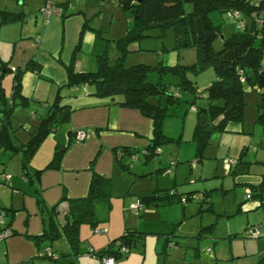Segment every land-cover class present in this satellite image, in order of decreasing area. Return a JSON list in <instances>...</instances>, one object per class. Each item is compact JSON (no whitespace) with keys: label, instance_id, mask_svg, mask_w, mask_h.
<instances>
[{"label":"rangeland","instance_id":"obj_1","mask_svg":"<svg viewBox=\"0 0 264 264\" xmlns=\"http://www.w3.org/2000/svg\"><path fill=\"white\" fill-rule=\"evenodd\" d=\"M4 1L8 3V10H23V21L17 25L21 24L24 36L36 31L40 19L36 25L35 15L40 17L46 0H0V3ZM103 6L105 8L101 12L94 11L96 13L93 12L90 18L106 35L103 51L113 63L122 53L117 40L133 27V21L128 18V12L115 3L106 2ZM186 8L188 10L190 5ZM228 11L210 13L211 22L219 26L212 38L215 50L221 49L223 40L239 30L237 19ZM15 30L16 36L20 37L21 28ZM158 34H162V37L159 38ZM124 55L126 66L138 63L156 66L160 61L169 65L178 61L187 67L197 61V48L188 46L176 49L173 28L167 27L162 32L158 29L146 32L138 40L128 43ZM186 76L194 83L198 96L185 91L178 101L170 102L167 89L178 84L179 77L170 71L148 73L146 80L149 83L157 84L162 89L165 87L160 96L149 98L150 102L165 108L166 112L161 130L168 139L157 145L155 154L145 156L142 152L137 153L135 158L128 160L129 170L122 169L115 158L108 161L104 156L103 160H98L101 151L94 162L89 161L93 168L100 163L107 170L106 177L111 184V208L108 212L103 206H98L100 221L95 229L111 227L112 233L117 234L116 238L127 228L149 232L143 245L137 242L126 256L116 259V264H256L264 253V237L260 227L259 237L245 234L252 224L264 220V188L261 203L254 208H245L248 202L246 185H258L264 181V121L258 120L259 114H264V107L259 91L245 86L242 122H231L224 130L213 132L202 156L198 157L197 144L193 139L197 112L193 106H209L205 88L216 75L211 66H206L196 72L187 70ZM10 78V74L1 77L7 96L10 95ZM34 111L35 108L19 105H13L11 109L12 125L8 132L11 141L8 140L0 150V172L5 168L4 173L10 174L13 179H27L22 172V153L16 150V146L27 142L38 124ZM41 112L44 114V110ZM61 131L49 134L41 142L29 162L31 166H41L50 160L56 142L63 135ZM78 143L75 140L71 144ZM11 181L0 187V198L3 200L7 197L6 191L16 192L9 186ZM13 185L24 188L17 182ZM170 188L182 198L189 195L190 199L185 203L177 200L165 205L145 206L139 213L131 207L141 194ZM28 190L31 192L32 188ZM201 195L205 196L203 200ZM28 199L31 201L33 197ZM27 213L30 218V213ZM81 228L82 261L93 264L96 256L89 254V244L95 247L107 234L94 233V227L86 223H82ZM166 244L169 245L168 249L163 252Z\"/></svg>","mask_w":264,"mask_h":264},{"label":"trees","instance_id":"obj_2","mask_svg":"<svg viewBox=\"0 0 264 264\" xmlns=\"http://www.w3.org/2000/svg\"><path fill=\"white\" fill-rule=\"evenodd\" d=\"M100 3L113 2L128 12V18H132L133 27L117 40V46L122 53L111 63L106 52L97 55V67L93 71H76L72 63L65 65L67 73L66 87L89 85L93 87V94L107 96L111 99L121 95L119 104L123 107L137 109L142 115L151 119L152 137L144 151H129L124 149L115 154L116 162L124 169L129 170V159L136 157L137 153L152 156L157 152V145L164 142L168 137L164 136L161 127L166 116L165 108L149 101L152 96H160L163 93L157 84L149 83L146 79L148 73L155 71L159 74L170 71L180 79L171 89H167L168 100L176 102L183 92L188 91L198 96L194 83L186 76V71L196 72L206 66H211L215 72V79L205 88L209 106L199 108L193 106L197 112V122L194 128L193 139L197 144V156L201 157L206 144L213 132L224 130L229 122H242L244 116L243 93L245 86L259 91L264 107V0H98ZM190 5L187 10L186 6ZM239 10L245 20L244 25L223 40V47L215 50L212 46V38L218 32L219 26L210 20L212 11ZM137 15L135 16V12ZM22 11L0 9V22L12 23L23 20ZM167 27H172L175 36V48L180 49L188 46L197 48V61L192 66H183L177 61L173 65L163 64L160 61L156 66L143 63L124 65V52L128 43L136 41L146 32L158 29L161 32ZM159 38L162 34L157 35ZM1 68H6L3 64ZM40 63L30 60L25 66L13 69L12 73V100L4 107V117H11L12 106L16 102L25 105L26 100L21 96V73L24 70H34L40 74ZM7 70V68H6ZM4 73H0V78ZM241 78H244L242 81ZM63 95L58 91L54 101L48 106L46 116L42 117L35 130L30 133L27 142L19 148L22 151V172L27 177V165L34 155L38 145L49 133L55 131L61 124L68 121L72 109L68 103L62 102ZM19 100V101H17ZM193 105V104H191ZM258 120L264 121V114H259ZM4 130H0V147L4 145ZM68 146H56L54 156L48 166L59 165L60 159ZM4 173V170L0 174ZM8 184L0 181V186ZM110 179L104 175L91 171L87 193L83 197L68 198L67 210L64 214V223L57 221V204L48 208L40 197L37 202L44 221V229L41 234L27 235L42 250V243H50L55 239L63 238L67 243L71 255L79 254V226L86 223L94 227L99 223L98 206H103L108 212L111 208ZM254 196L261 194L264 181L258 185H246ZM203 200L205 196L201 195ZM189 198H182L176 190L157 189L138 196V205L158 206L169 204L174 201L185 203ZM136 203V202H135ZM7 211V217L11 209L0 206ZM140 208V209H141ZM139 210H135L139 213ZM9 223V220H8ZM149 232L140 231L136 228H127L117 238L95 251L89 252L99 259L104 255H111L116 259L126 256L130 248L137 242L144 244L145 236ZM16 231L12 230V235ZM166 241L171 242L169 238ZM167 245V244H166ZM125 246L128 251L122 252ZM47 247V246H45ZM54 252V251H53ZM56 256H59L54 252ZM256 264H264V253L259 257Z\"/></svg>","mask_w":264,"mask_h":264},{"label":"crops","instance_id":"obj_3","mask_svg":"<svg viewBox=\"0 0 264 264\" xmlns=\"http://www.w3.org/2000/svg\"><path fill=\"white\" fill-rule=\"evenodd\" d=\"M52 1L62 7V13L49 16L47 19L42 14L40 17L35 15L36 25L38 19H40V23L36 31H31L26 36L22 32L21 24L20 26L17 25L18 21L0 22V73L3 72L11 76L9 96L4 93L5 83L0 78V101L2 102L0 103V130H4V145L7 144L8 140L11 141L8 133L9 127L12 125L11 119L7 120L3 117L4 107L12 100L13 78L9 68L13 71L15 68L23 67L31 59L40 63V74L34 70H24L21 73L20 93L26 103L25 105L20 102L14 104L25 108H35L36 111L33 113L37 115L38 124L40 119L46 116L47 108L54 101L58 91L63 95L62 102L68 103L72 109L68 121L51 132H60V128H62L61 134L63 135L56 142L50 160L35 167L28 163L27 179H23V181L11 177L10 180L12 181L9 186L16 192L13 190L6 191V199L0 198V206L11 209L8 220L12 229L16 231V234L0 242V264L15 262H26V264H89L82 261V224L79 226L80 253L77 257L71 255L63 238L55 239L48 244H41V247L48 246L56 252L59 255L56 258L36 255L38 247L27 235L41 234L44 229V221L37 198L40 197L48 208L57 204L56 219L62 225L67 210V199L86 195L90 172L94 170L104 176L108 173L100 163L96 165V168L89 165V161L94 162L97 153L102 152L98 160H103L106 156L109 161L110 158L111 160L114 159L115 154L124 149L144 151L152 137L151 119L142 115L137 109L121 106L119 104L122 100L121 95L111 99L107 96L93 94V87L89 85L65 86L67 82L65 65L72 63L74 70L79 72L93 71L97 67V55L104 52V37L106 35L101 28L93 23L90 17L96 10L101 12L105 8L104 3L102 4L98 0ZM4 5L5 7H1ZM7 6L8 3L5 1L0 3L1 9H8ZM17 27L21 28L20 37L16 36L15 29ZM3 64L7 70L1 68ZM43 110L44 114L41 112ZM80 129L86 132L84 139L78 141L80 142L78 144H71L75 141V132ZM58 145L68 147L62 155L59 165L50 167L48 163L52 160ZM3 146L1 145L0 150ZM20 146H16V150L21 151L19 148L17 149ZM3 170L5 171V168ZM15 182L24 188H15L13 185ZM30 187L32 188L31 192L28 190ZM28 197H33V200L29 201ZM260 197L261 194L258 196L252 194L251 197L246 198L248 202L245 208L258 206L261 203ZM27 212L30 213V218ZM252 227L257 229L260 227V233L264 237V220L256 225L252 224ZM104 229L106 231L99 234H107V237L103 238L102 241L100 240V244L98 243L95 247L89 244V248L99 251L109 241L116 238L117 234L112 233L111 227H104L102 230ZM168 246H165L163 252ZM57 250L62 252H57ZM35 258H39L37 262ZM86 258L88 257L86 256ZM94 259L93 264H101L99 258Z\"/></svg>","mask_w":264,"mask_h":264},{"label":"built area","instance_id":"obj_4","mask_svg":"<svg viewBox=\"0 0 264 264\" xmlns=\"http://www.w3.org/2000/svg\"><path fill=\"white\" fill-rule=\"evenodd\" d=\"M229 14L237 19L238 21V26L239 28H241L244 23L245 20L242 17V14L239 10H229L228 11ZM62 13V7L56 3H54L52 0H46L44 6L41 9V14L44 16L45 19H47L49 16L52 15H58ZM242 81H244V78H241ZM86 135V132L82 129L77 130L75 132V140H83L84 137ZM135 158V157H133ZM226 162L229 165V161L226 160ZM11 176L8 173H2L0 174V181L4 180V181H10ZM251 197V191L249 188H246V198ZM131 207L134 208L136 211L139 210L141 207L138 205V203H132ZM12 227L10 226V224L8 223V217H7V211L3 208H0V241H4L6 238L10 237L12 235ZM106 229L104 230H98V229H94L95 233H103L105 232ZM246 235L249 236H254V237H259V232L258 229L256 227H252L249 228L246 231ZM93 249L90 248L91 252ZM121 251L122 252H127L128 249L125 246L121 247ZM37 256L42 257V256H46V257H51V258H56L57 256L54 254V252L50 249V247H44L42 250H37L36 253ZM92 255V254H91ZM94 256V255H92ZM96 256V255H95ZM101 260V264H115V259L113 256L111 255H104L100 258ZM10 264H26V262H15V263H10Z\"/></svg>","mask_w":264,"mask_h":264},{"label":"water","instance_id":"obj_5","mask_svg":"<svg viewBox=\"0 0 264 264\" xmlns=\"http://www.w3.org/2000/svg\"><path fill=\"white\" fill-rule=\"evenodd\" d=\"M137 2H141V0H137ZM137 15V11L135 12V16Z\"/></svg>","mask_w":264,"mask_h":264}]
</instances>
